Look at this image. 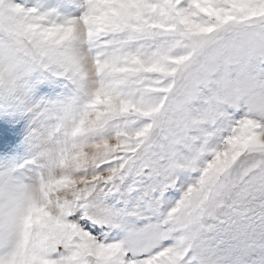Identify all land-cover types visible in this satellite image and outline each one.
I'll return each instance as SVG.
<instances>
[{"label":"snow or ice","instance_id":"snow-or-ice-1","mask_svg":"<svg viewBox=\"0 0 264 264\" xmlns=\"http://www.w3.org/2000/svg\"><path fill=\"white\" fill-rule=\"evenodd\" d=\"M66 3L83 12L63 18L7 0L0 9L18 18L36 65L74 86L58 105L60 151L109 137L116 145H105L79 187L50 182L74 189L56 215L48 201L19 229H0V264H264V115L226 118L215 147L185 158L177 145L216 115L189 122L165 113L209 38L264 22V0Z\"/></svg>","mask_w":264,"mask_h":264},{"label":"clouds","instance_id":"clouds-1","mask_svg":"<svg viewBox=\"0 0 264 264\" xmlns=\"http://www.w3.org/2000/svg\"><path fill=\"white\" fill-rule=\"evenodd\" d=\"M18 18L5 6L0 9V96H10L18 83L37 69L30 52V45L17 34ZM264 22L234 24L218 31L209 38L182 76L177 78L165 113L169 118L199 121L207 116L210 120L223 106L239 108L245 106L247 113L264 115ZM204 90L209 95L203 96ZM202 100L204 107L193 114L190 107L194 101ZM55 124L39 133L44 145L45 163L39 178H21L15 167L0 168V229H19L33 209L50 201L47 211L57 214L56 203L73 198L74 189L56 188L51 181L68 178L79 187L83 172L101 160L107 145H116L114 138L104 141L89 140L82 148L73 149L69 144L65 151L64 129L58 105L46 114ZM80 154L79 159L73 156ZM42 186L47 190V201Z\"/></svg>","mask_w":264,"mask_h":264},{"label":"rangeland","instance_id":"rangeland-1","mask_svg":"<svg viewBox=\"0 0 264 264\" xmlns=\"http://www.w3.org/2000/svg\"><path fill=\"white\" fill-rule=\"evenodd\" d=\"M7 3L36 8L41 13L54 12L63 18H75L83 12L76 4L66 3V0H7ZM260 67L264 69V64ZM73 95L74 86L69 80L37 69L24 77L10 96H0V168L15 167L21 178H39L45 163L44 145L39 133L55 124L46 114L54 105L70 100ZM208 95V91L204 90L203 96ZM190 107L195 115L204 105L202 100H197ZM245 113V106H223L211 123L205 122L189 131V139L177 145L178 153L191 158L202 145L209 149L215 147L219 143L216 133L225 126L226 118L235 121ZM205 133L211 134L206 145ZM179 175L190 173L179 170Z\"/></svg>","mask_w":264,"mask_h":264}]
</instances>
